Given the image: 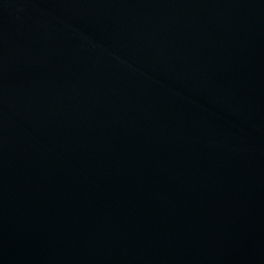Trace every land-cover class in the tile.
Segmentation results:
<instances>
[{
  "label": "water",
  "instance_id": "obj_1",
  "mask_svg": "<svg viewBox=\"0 0 264 264\" xmlns=\"http://www.w3.org/2000/svg\"><path fill=\"white\" fill-rule=\"evenodd\" d=\"M0 264H264V0H0Z\"/></svg>",
  "mask_w": 264,
  "mask_h": 264
}]
</instances>
